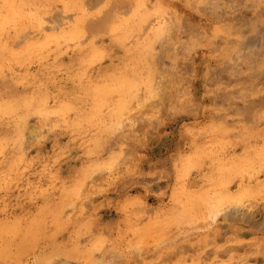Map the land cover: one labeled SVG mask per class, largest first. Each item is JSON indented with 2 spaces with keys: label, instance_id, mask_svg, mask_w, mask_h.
Returning a JSON list of instances; mask_svg holds the SVG:
<instances>
[{
  "label": "rangeland",
  "instance_id": "374dc122",
  "mask_svg": "<svg viewBox=\"0 0 264 264\" xmlns=\"http://www.w3.org/2000/svg\"><path fill=\"white\" fill-rule=\"evenodd\" d=\"M0 264H264V0H0Z\"/></svg>",
  "mask_w": 264,
  "mask_h": 264
},
{
  "label": "bare ground",
  "instance_id": "6f19581e",
  "mask_svg": "<svg viewBox=\"0 0 264 264\" xmlns=\"http://www.w3.org/2000/svg\"><path fill=\"white\" fill-rule=\"evenodd\" d=\"M237 2V1H236ZM220 4V3H219ZM241 4V3H240ZM250 4V3H249ZM94 5V4H93ZM235 5V4H234ZM218 6V5H217ZM209 8V7H208ZM202 9V8H201ZM221 9V8H220ZM223 12V11H222ZM178 14V13H177ZM222 14V13H221ZM171 17V16H169ZM182 18V17H181ZM212 18V17H211ZM128 20V19H127ZM170 22V21H169ZM185 22V21H184ZM58 23V22H57ZM52 26V25H51ZM84 26V25H83ZM89 30V29H88ZM83 31V30H82ZM87 31V30H86ZM175 32V31H174ZM171 37V36H170ZM173 37V36H172ZM42 41V40H41ZM248 41V40H247ZM43 42V41H42ZM244 42V41H243ZM241 44V43H240ZM31 48V46H30ZM241 55V54H240ZM244 57V56H243ZM245 58V57H244ZM166 72V71H165ZM166 75V74H165ZM165 77V76H164ZM164 79V78H163ZM147 109V108H146ZM141 113V112H140ZM139 115V114H138ZM126 123V122H125ZM123 126V125H122ZM46 129V128H45ZM33 133V132H32ZM36 133V132H35ZM39 133V132H38ZM37 134V133H36ZM248 218V217H247ZM17 230V229H16Z\"/></svg>",
  "mask_w": 264,
  "mask_h": 264
}]
</instances>
